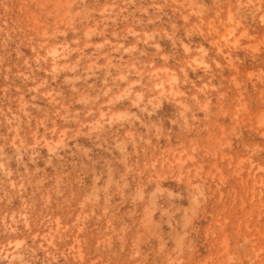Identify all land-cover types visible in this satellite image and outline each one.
<instances>
[{"label": "rangeland", "instance_id": "1", "mask_svg": "<svg viewBox=\"0 0 264 264\" xmlns=\"http://www.w3.org/2000/svg\"><path fill=\"white\" fill-rule=\"evenodd\" d=\"M0 264H264V0H0Z\"/></svg>", "mask_w": 264, "mask_h": 264}, {"label": "bare ground", "instance_id": "2", "mask_svg": "<svg viewBox=\"0 0 264 264\" xmlns=\"http://www.w3.org/2000/svg\"><path fill=\"white\" fill-rule=\"evenodd\" d=\"M55 53H56V52L54 51V54H53V55H55ZM52 61H53V65L56 66V61H58L57 58L54 57V58L52 59Z\"/></svg>", "mask_w": 264, "mask_h": 264}]
</instances>
